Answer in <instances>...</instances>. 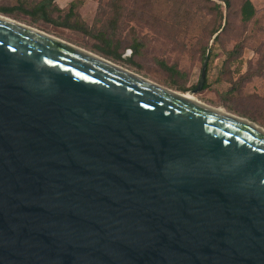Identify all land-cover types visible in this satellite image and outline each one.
<instances>
[{
    "label": "water",
    "instance_id": "obj_1",
    "mask_svg": "<svg viewBox=\"0 0 264 264\" xmlns=\"http://www.w3.org/2000/svg\"><path fill=\"white\" fill-rule=\"evenodd\" d=\"M0 264H264V128L0 13Z\"/></svg>",
    "mask_w": 264,
    "mask_h": 264
},
{
    "label": "rangeland",
    "instance_id": "obj_2",
    "mask_svg": "<svg viewBox=\"0 0 264 264\" xmlns=\"http://www.w3.org/2000/svg\"><path fill=\"white\" fill-rule=\"evenodd\" d=\"M70 1L57 3L68 10ZM77 1L81 3L79 12L91 35L33 20L31 15L22 12L3 15L97 54L177 93H187L196 87L209 49L205 82L208 87L193 94L195 99L208 106L223 107L264 128V0H252L257 13L247 23L240 15L243 0H231L229 9L220 0ZM215 2L221 5L222 21L214 10ZM17 3L18 0H0L2 6ZM117 8L121 16L114 29L110 22ZM220 23L215 39L212 31ZM100 32L118 46L121 58L99 50L103 46L97 38ZM134 40L144 44L139 54L133 53L130 47ZM163 63L174 66L185 76L170 72Z\"/></svg>",
    "mask_w": 264,
    "mask_h": 264
},
{
    "label": "trees",
    "instance_id": "obj_3",
    "mask_svg": "<svg viewBox=\"0 0 264 264\" xmlns=\"http://www.w3.org/2000/svg\"><path fill=\"white\" fill-rule=\"evenodd\" d=\"M222 1L227 9L231 8V0H220ZM79 3L77 0H72L69 3L68 10L61 8L56 0H18V3L14 6H2L0 5V13L7 15H16L18 13H24L31 15L33 20H43L46 23L52 24L57 27H64L70 30L81 31L83 34H90L91 32L88 28L87 23L82 19L81 13L79 12ZM214 10L217 15L220 16L221 21L223 19V11L219 3H214ZM257 13V8L254 5L252 0H243L240 6V15L241 20L244 23L251 21ZM121 16L120 8H117L116 15L110 22L112 28L117 27L118 20ZM221 28V23L212 31V35L217 33ZM97 38L101 39L103 46L99 47V50L107 55H112L116 58H121V54L117 53L118 46L113 45V41L110 38L106 37L104 32H100L97 35ZM218 38V35L215 39ZM133 49V53L139 54L141 48L144 47L143 43L134 42L130 45ZM238 48L239 45H236ZM235 47V48H236ZM163 66L172 73H175L180 76H185L184 73H181L174 66H167L163 63ZM207 80V78H206ZM208 87V84L205 83L204 89ZM186 88H182L185 90Z\"/></svg>",
    "mask_w": 264,
    "mask_h": 264
},
{
    "label": "bare ground",
    "instance_id": "obj_4",
    "mask_svg": "<svg viewBox=\"0 0 264 264\" xmlns=\"http://www.w3.org/2000/svg\"><path fill=\"white\" fill-rule=\"evenodd\" d=\"M14 20V19H13ZM17 22H19V21H17ZM19 23H21V24H23V25H25V26H28V27H31V26H29V25H27V24H25V23H22V21L21 22H19ZM99 56V55H98ZM109 61V60H108ZM117 65V64H116ZM119 67H121V68H123V69H126V68H124V67H122V66H120V65H118ZM126 70H128V69H126ZM128 71H130V70H128ZM132 72V71H131ZM184 97H186V98H188V99H192V100H195V101H197L196 99H195V97L193 96V95H191L189 92H187V93H181ZM213 107V106H212ZM214 108H216V109H218L219 111H221V112H225V113H227V110H225L223 107H214Z\"/></svg>",
    "mask_w": 264,
    "mask_h": 264
},
{
    "label": "crops",
    "instance_id": "obj_5",
    "mask_svg": "<svg viewBox=\"0 0 264 264\" xmlns=\"http://www.w3.org/2000/svg\"><path fill=\"white\" fill-rule=\"evenodd\" d=\"M59 0H56V3L58 2ZM58 4V3H57Z\"/></svg>",
    "mask_w": 264,
    "mask_h": 264
}]
</instances>
